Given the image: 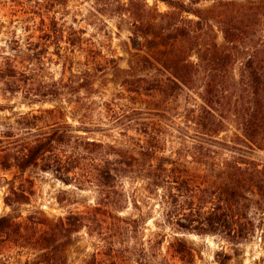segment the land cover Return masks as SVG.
<instances>
[{
  "label": "rangeland",
  "instance_id": "obj_1",
  "mask_svg": "<svg viewBox=\"0 0 264 264\" xmlns=\"http://www.w3.org/2000/svg\"><path fill=\"white\" fill-rule=\"evenodd\" d=\"M127 1L120 0L123 4ZM248 1L259 2L238 0ZM146 2L159 12L169 10L157 0ZM212 4L203 2L197 7L208 9ZM116 6L115 0H0V139L8 132L46 131L45 125L58 122L80 128L72 135L81 142L101 144L102 154L110 152L107 146L136 151L153 146L155 157L117 175L114 185L122 192L126 208L112 212L110 218L87 215L97 201L107 203L112 198L102 196L97 180L88 179L92 183L79 188L72 182L74 172L89 178L86 172L73 170L67 184L65 176L60 180L53 168L46 170L47 158L24 171L0 169L4 178L0 183V216L55 222L69 214L86 215L88 226L68 239L55 264H85L94 256L104 263L110 260L109 254L115 256L117 264H183L171 257L169 247L177 245L176 239L191 248L189 263L184 264H264L261 214L255 208L249 212L254 231L241 241L229 240L220 232L197 235L192 229L174 225L177 218L189 228L203 225L198 216L196 177L207 168L195 156L199 146L209 150L210 165L213 160L220 162L241 154L264 166V151L244 147L230 121L218 135H200L190 112L200 104L199 83L168 97L163 92V72L136 64L129 40L131 22L126 15L116 13ZM215 32L216 42L222 44L221 34ZM11 65L15 67L12 71ZM233 69L236 76L238 65ZM85 79L92 82L93 91H75L76 84ZM70 80L74 89L65 87L55 98L41 101L33 95L67 83L70 86ZM43 110L55 111V118L43 119L32 130L17 124L20 116L40 115ZM60 149L61 156H68L70 149L65 143ZM104 156L108 161L115 158ZM156 168L172 171L168 175L178 178L179 186L170 187L157 179L154 175L159 172L153 173ZM10 189L23 192L27 202L6 206L4 198ZM206 206L201 213L210 207ZM117 216L125 222L117 221ZM111 250L117 253L111 254ZM34 259L32 251L0 243V264H33Z\"/></svg>",
  "mask_w": 264,
  "mask_h": 264
},
{
  "label": "trees",
  "instance_id": "obj_2",
  "mask_svg": "<svg viewBox=\"0 0 264 264\" xmlns=\"http://www.w3.org/2000/svg\"><path fill=\"white\" fill-rule=\"evenodd\" d=\"M157 1L169 10L159 12L149 6L146 0H128L126 4L115 0L116 13L126 15L131 22L129 40L135 51L136 64L141 63L163 72L166 77L163 92L168 97L173 96L175 91L191 89L199 83L200 104L190 112L200 135H218L230 121L236 126L237 139L244 147L264 151V0L257 3H240L238 0ZM203 2L213 4L208 9L197 7ZM215 31L221 34L222 44L216 42ZM141 51L144 55H139ZM235 65H238L236 76L233 69ZM11 66L12 71L15 67ZM129 70H133L132 62H129ZM159 83L157 81L153 84L159 86ZM68 85L33 95L41 98V101L48 97L55 98L65 87L74 89L71 80ZM76 85L75 91H93L92 82L88 79ZM45 118L54 119L55 111L43 110L40 115H22L17 124L22 125V129L32 130ZM44 128L47 130L34 133H6L0 139V169L5 171L14 167L24 171L47 158L46 170L53 168L60 175V180L65 176L67 184H70L67 176L73 170L86 172L89 178L74 172L72 182L79 188L84 183H92L88 179L97 180L102 196L112 198L107 203L97 201L87 215L97 213L110 218L112 212H122L126 207L122 192L114 185L117 175L138 167L139 161L146 162L155 157L153 146L141 147L139 151L128 148L116 150L107 146L111 153L106 151L102 154L99 151L103 149L101 144L81 142L77 136L72 135V131L80 130L78 127L74 129L53 122ZM66 132L69 135L66 136ZM64 143L70 149L68 156L60 154V147ZM89 147L95 150L88 151ZM208 151L199 146L195 154L204 168H207L196 177L199 181L196 186L200 202L198 216L201 215L199 220L200 225H203L189 228L179 218L174 225L186 231L192 229L197 235L220 232L229 240L241 241L254 231L249 212L255 208L261 214L260 226L264 241V166L241 154L220 162L213 160L210 165ZM104 155L115 158L104 160L107 157ZM155 172L159 174L154 176L168 186L179 184L178 178L168 175L172 171L156 168L153 170ZM3 179L0 176V183ZM27 200L23 192L10 189L4 204L12 207L13 204H24ZM206 205L210 207L201 213ZM86 217L75 213L53 222L40 217L33 221L31 216L19 220L11 215L0 216V243L7 242L14 247L34 252L33 264H55L57 253L68 239L88 226ZM114 218L125 222L118 216ZM169 219L171 221L173 218ZM64 238L67 240L64 241ZM176 242L177 245L169 247L171 257L180 263H189L191 248L183 240L176 239ZM110 253L115 254L117 250H111ZM109 257L108 262L100 263L94 256L85 264H117L115 256L109 254ZM165 264L173 262L167 261Z\"/></svg>",
  "mask_w": 264,
  "mask_h": 264
}]
</instances>
